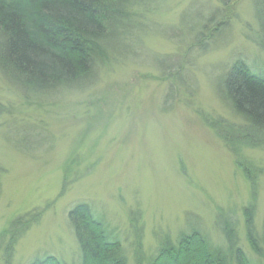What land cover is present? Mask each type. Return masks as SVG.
<instances>
[{"label": "rangeland", "instance_id": "obj_1", "mask_svg": "<svg viewBox=\"0 0 264 264\" xmlns=\"http://www.w3.org/2000/svg\"><path fill=\"white\" fill-rule=\"evenodd\" d=\"M133 4L120 21L117 56L86 86L34 100L0 70V236L17 217L40 213L15 240L12 264L45 253L81 264L68 219L79 202L104 217L127 264L135 262V219L146 257L164 235L175 241L192 228L226 247L224 219L235 222L239 245L254 256L245 212L254 206L260 235L264 145L228 132L226 124L243 120L220 86L236 60L264 74L263 2ZM8 239L0 242V264H7Z\"/></svg>", "mask_w": 264, "mask_h": 264}, {"label": "trees", "instance_id": "obj_2", "mask_svg": "<svg viewBox=\"0 0 264 264\" xmlns=\"http://www.w3.org/2000/svg\"><path fill=\"white\" fill-rule=\"evenodd\" d=\"M133 1L0 0V70L19 85L26 97L34 100L92 83L101 67L111 65L117 56L119 43L115 44V40L121 39L120 21L132 15ZM262 2L258 7L264 30V0ZM258 43L264 47V37ZM220 87L224 101L244 122L226 124L228 132L246 144L263 146L264 74L252 69L247 62L236 60ZM222 136L229 141L228 134ZM16 144L26 152L21 143L16 141ZM68 183L66 178L64 190ZM95 209L93 204L79 202L68 214L81 264H127L122 242ZM253 210L254 206H250L245 212L252 258L239 245L235 222L228 219L220 221L226 247L209 245L200 230L192 228L182 231L175 241L169 234L164 235L154 254L146 257L142 228L135 219L132 222L136 227L134 264H264V228L259 235ZM39 216V210L19 216L4 230L0 242L6 237L10 239L5 253L7 264H12L15 240L32 222L39 220ZM29 264L64 263L57 256L45 253Z\"/></svg>", "mask_w": 264, "mask_h": 264}]
</instances>
